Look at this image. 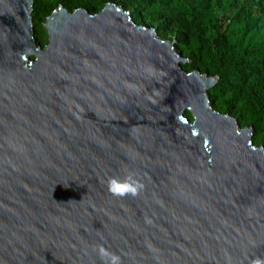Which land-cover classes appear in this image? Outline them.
Listing matches in <instances>:
<instances>
[{
    "label": "water",
    "instance_id": "water-1",
    "mask_svg": "<svg viewBox=\"0 0 264 264\" xmlns=\"http://www.w3.org/2000/svg\"><path fill=\"white\" fill-rule=\"evenodd\" d=\"M32 10L0 0V264H103L99 244L123 264L264 257V147L211 108L217 77L115 2L59 5L44 47ZM128 171L144 190L111 196Z\"/></svg>",
    "mask_w": 264,
    "mask_h": 264
},
{
    "label": "trees",
    "instance_id": "trees-1",
    "mask_svg": "<svg viewBox=\"0 0 264 264\" xmlns=\"http://www.w3.org/2000/svg\"><path fill=\"white\" fill-rule=\"evenodd\" d=\"M108 2L173 42L188 62L184 71L217 77L207 90L211 108L252 129L264 147V0H33L36 44H48L43 24L59 5L95 14Z\"/></svg>",
    "mask_w": 264,
    "mask_h": 264
},
{
    "label": "clouds",
    "instance_id": "clouds-1",
    "mask_svg": "<svg viewBox=\"0 0 264 264\" xmlns=\"http://www.w3.org/2000/svg\"><path fill=\"white\" fill-rule=\"evenodd\" d=\"M129 87L133 86L129 85ZM106 188L111 196L122 199L129 196L137 197L144 190L145 184L134 171H128L123 176H109L106 180ZM93 250L103 264H123L122 257L103 244L95 245ZM251 264H264V257H255Z\"/></svg>",
    "mask_w": 264,
    "mask_h": 264
},
{
    "label": "rangeland",
    "instance_id": "rangeland-1",
    "mask_svg": "<svg viewBox=\"0 0 264 264\" xmlns=\"http://www.w3.org/2000/svg\"><path fill=\"white\" fill-rule=\"evenodd\" d=\"M244 129H248V128H244ZM251 132H252V138H253V131H252V129H249Z\"/></svg>",
    "mask_w": 264,
    "mask_h": 264
}]
</instances>
